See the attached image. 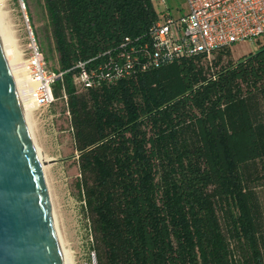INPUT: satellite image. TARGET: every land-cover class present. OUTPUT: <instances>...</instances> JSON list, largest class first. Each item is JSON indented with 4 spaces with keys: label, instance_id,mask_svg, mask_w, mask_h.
<instances>
[{
    "label": "trees",
    "instance_id": "trees-1",
    "mask_svg": "<svg viewBox=\"0 0 264 264\" xmlns=\"http://www.w3.org/2000/svg\"><path fill=\"white\" fill-rule=\"evenodd\" d=\"M97 264H264V43L78 91V61L145 36L150 0H45Z\"/></svg>",
    "mask_w": 264,
    "mask_h": 264
},
{
    "label": "built area",
    "instance_id": "built-area-1",
    "mask_svg": "<svg viewBox=\"0 0 264 264\" xmlns=\"http://www.w3.org/2000/svg\"><path fill=\"white\" fill-rule=\"evenodd\" d=\"M156 19L145 36L125 38L118 48L103 53L104 62L89 66L78 61L73 83L78 91L100 87L151 68L184 58L210 59L222 48L250 41L256 48L264 39V0H185V9L175 15L167 0H150ZM31 98L37 107L55 100L51 85L62 73L46 70L38 51L29 62Z\"/></svg>",
    "mask_w": 264,
    "mask_h": 264
},
{
    "label": "rangeland",
    "instance_id": "rangeland-1",
    "mask_svg": "<svg viewBox=\"0 0 264 264\" xmlns=\"http://www.w3.org/2000/svg\"><path fill=\"white\" fill-rule=\"evenodd\" d=\"M167 4L175 15L185 9V0H167ZM0 14L13 55L28 77L35 47L42 55L47 71L58 69L45 0H0ZM262 43L264 39L259 40V44ZM257 47L254 49L250 41L236 42L230 47L231 58L242 59ZM30 121L34 144L45 158L50 159L44 162V176L67 262L97 264L90 220L77 187L80 178L78 152L74 148L65 100L55 99L48 107L34 105ZM259 192L264 205V189Z\"/></svg>",
    "mask_w": 264,
    "mask_h": 264
},
{
    "label": "water",
    "instance_id": "water-1",
    "mask_svg": "<svg viewBox=\"0 0 264 264\" xmlns=\"http://www.w3.org/2000/svg\"><path fill=\"white\" fill-rule=\"evenodd\" d=\"M43 166L0 39V264H64Z\"/></svg>",
    "mask_w": 264,
    "mask_h": 264
},
{
    "label": "bare ground",
    "instance_id": "bare-ground-1",
    "mask_svg": "<svg viewBox=\"0 0 264 264\" xmlns=\"http://www.w3.org/2000/svg\"><path fill=\"white\" fill-rule=\"evenodd\" d=\"M0 39H1L3 50H4L5 56L7 58V61H8V64H9V67H10L16 88H17V92H18L22 107H23L25 119L27 121L29 131L31 133L30 116H31L32 108L35 105L34 101L31 98V88H32L33 83L31 81V79L28 77V75H27L26 71L23 69V67L17 63V61L13 55V52L11 50L10 43H9L8 33H7L6 28L4 26L3 18H2L1 14H0ZM31 136H32V134H31ZM36 150H37V154H38L41 162H45V161L50 160L48 158H45L37 147H36ZM45 169H46L45 166H43V172L45 171ZM58 238H59V236H58ZM60 242L61 241L59 240V243ZM60 248H61V253H62V257H63V262H64V264H68L66 253L63 250L61 243H60Z\"/></svg>",
    "mask_w": 264,
    "mask_h": 264
},
{
    "label": "crops",
    "instance_id": "crops-1",
    "mask_svg": "<svg viewBox=\"0 0 264 264\" xmlns=\"http://www.w3.org/2000/svg\"><path fill=\"white\" fill-rule=\"evenodd\" d=\"M255 49V48H254Z\"/></svg>",
    "mask_w": 264,
    "mask_h": 264
}]
</instances>
